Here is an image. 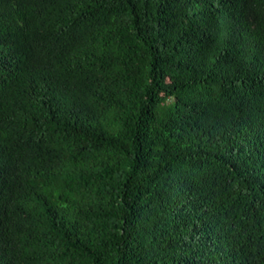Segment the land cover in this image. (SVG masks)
Here are the masks:
<instances>
[{"label":"trees","instance_id":"16d2710c","mask_svg":"<svg viewBox=\"0 0 264 264\" xmlns=\"http://www.w3.org/2000/svg\"><path fill=\"white\" fill-rule=\"evenodd\" d=\"M0 264H264V0H0Z\"/></svg>","mask_w":264,"mask_h":264},{"label":"bare ground","instance_id":"6f19581e","mask_svg":"<svg viewBox=\"0 0 264 264\" xmlns=\"http://www.w3.org/2000/svg\"><path fill=\"white\" fill-rule=\"evenodd\" d=\"M240 9V8H239ZM220 45V44H219Z\"/></svg>","mask_w":264,"mask_h":264}]
</instances>
